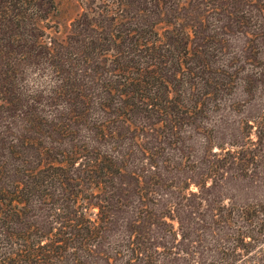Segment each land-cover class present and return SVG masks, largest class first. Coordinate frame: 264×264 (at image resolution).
Instances as JSON below:
<instances>
[{
    "label": "trees",
    "instance_id": "obj_1",
    "mask_svg": "<svg viewBox=\"0 0 264 264\" xmlns=\"http://www.w3.org/2000/svg\"><path fill=\"white\" fill-rule=\"evenodd\" d=\"M90 2L61 39L55 0H0V264H264V205L204 196L264 169V0Z\"/></svg>",
    "mask_w": 264,
    "mask_h": 264
},
{
    "label": "rangeland",
    "instance_id": "obj_2",
    "mask_svg": "<svg viewBox=\"0 0 264 264\" xmlns=\"http://www.w3.org/2000/svg\"><path fill=\"white\" fill-rule=\"evenodd\" d=\"M56 8L50 13L49 17L42 23L47 32L54 37L64 39L68 36L71 30L72 22L91 4L90 0H55ZM88 1V3H87ZM165 24H159V29H163ZM231 47L237 52L243 53L242 49L246 42L243 34L234 33L230 36ZM264 50V44H263ZM242 51V52H241ZM230 99L237 102L235 106L221 108L217 113L213 114L210 121L214 124V140L224 143L229 139V135L237 131L241 114L251 112L255 106L251 102V96L238 86L230 95ZM203 134H194L192 143L194 150L197 152L202 149L201 141ZM217 145L213 143V146ZM209 186L204 192L207 197L209 206L214 204H245V203H261L264 205V169L256 172L244 174H226L223 178L215 182L209 181ZM193 190H198L197 185H192ZM168 189H163V195L160 203L166 201L165 192ZM196 196V195H192ZM131 200L135 196H129ZM128 214V211H126ZM106 246V240H105ZM87 264H123L120 259L108 260L104 254H96L90 259Z\"/></svg>",
    "mask_w": 264,
    "mask_h": 264
},
{
    "label": "clouds",
    "instance_id": "obj_3",
    "mask_svg": "<svg viewBox=\"0 0 264 264\" xmlns=\"http://www.w3.org/2000/svg\"><path fill=\"white\" fill-rule=\"evenodd\" d=\"M25 84L29 87L31 91H35V83L32 78H29L28 80L25 81Z\"/></svg>",
    "mask_w": 264,
    "mask_h": 264
}]
</instances>
